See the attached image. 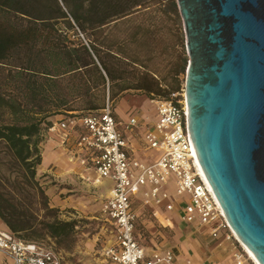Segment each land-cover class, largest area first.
Listing matches in <instances>:
<instances>
[{
    "label": "trees",
    "instance_id": "16d2710c",
    "mask_svg": "<svg viewBox=\"0 0 264 264\" xmlns=\"http://www.w3.org/2000/svg\"><path fill=\"white\" fill-rule=\"evenodd\" d=\"M187 61L176 0H0V220L9 232L61 245L77 226L57 219L36 180L52 117L78 118L130 91L168 99ZM35 200L51 220H39Z\"/></svg>",
    "mask_w": 264,
    "mask_h": 264
},
{
    "label": "built area",
    "instance_id": "2783aa9c",
    "mask_svg": "<svg viewBox=\"0 0 264 264\" xmlns=\"http://www.w3.org/2000/svg\"><path fill=\"white\" fill-rule=\"evenodd\" d=\"M154 121L130 114L125 122L114 117L107 99L101 110L69 118L50 126L44 137L68 153L74 164L92 172L94 182L108 183L109 195L100 209L110 226L112 240L103 255L110 264H173L166 249L147 255L136 236L137 207L165 222L177 213L180 222L203 228L211 242H227L233 264H254L232 231L191 144L184 90L168 99L153 98ZM144 129L139 145L137 131ZM133 145V146H132ZM143 159L135 155L137 147ZM154 152L155 156L150 153ZM0 254L12 264H61L51 246L25 242L9 230L0 231Z\"/></svg>",
    "mask_w": 264,
    "mask_h": 264
},
{
    "label": "water",
    "instance_id": "95a60500",
    "mask_svg": "<svg viewBox=\"0 0 264 264\" xmlns=\"http://www.w3.org/2000/svg\"><path fill=\"white\" fill-rule=\"evenodd\" d=\"M193 151L235 236L264 264V0H176Z\"/></svg>",
    "mask_w": 264,
    "mask_h": 264
},
{
    "label": "rangeland",
    "instance_id": "374dc122",
    "mask_svg": "<svg viewBox=\"0 0 264 264\" xmlns=\"http://www.w3.org/2000/svg\"><path fill=\"white\" fill-rule=\"evenodd\" d=\"M153 98L140 92L130 91L114 103V114L122 122L127 121L130 114H143L147 122H151L153 119L148 114L152 112L153 115L155 112ZM61 118L63 117H52L51 121ZM143 131L144 129L137 131L134 140L141 142L142 135L139 133ZM55 145L57 143L48 137H44L40 143L42 162L36 169V180L44 191L48 208L57 210L55 215L57 219L64 222L76 221L77 226L72 237L61 241V245L53 239L45 245L51 246L60 253L61 264H110L103 253L104 248L112 240V232L100 212L102 202L107 196L106 187L101 182L95 184V176L92 172L84 171L74 164L69 160V154L61 148H55ZM12 176L15 177L16 172ZM41 203L35 200L30 208L38 214L39 220H51ZM144 216L145 219H138L136 228L141 239L145 238L146 243L149 237L162 241L161 234L168 231V227L163 226L167 222L162 219L163 225L158 223L154 218L149 217L146 211ZM143 220H150L154 224V236H150L143 228ZM0 264L5 263L0 262Z\"/></svg>",
    "mask_w": 264,
    "mask_h": 264
},
{
    "label": "crops",
    "instance_id": "0c3cea01",
    "mask_svg": "<svg viewBox=\"0 0 264 264\" xmlns=\"http://www.w3.org/2000/svg\"><path fill=\"white\" fill-rule=\"evenodd\" d=\"M154 114L152 115V112L151 114H148V116L153 119L152 121H154ZM141 116L143 118L146 117L143 114H141ZM114 117L120 121L115 114ZM139 134L142 135V132ZM132 144L134 146L139 145V141L132 140ZM54 147L60 149V145H55ZM134 148H136L135 155L143 159V154L138 149V146ZM150 154L155 156L154 152H151ZM137 213L140 215L139 219L146 218V216H144V210L139 207H137ZM167 216L170 217L171 221L170 223L167 222L166 225H163L162 216H159V219H156L149 215V217L154 218L164 227H168V231L161 234L162 241H157L155 238L149 237L147 241L148 243H146L145 238L141 239V235L136 230V236L147 255L152 254L154 251L161 253L166 249H171L175 255L173 264H233L234 250L229 243L209 241L203 228L180 222L177 213L167 214ZM142 226L150 236L155 235L154 224L151 223L150 220H143ZM6 230H8L6 225L0 220V231ZM0 262L12 264L11 259L2 254H0Z\"/></svg>",
    "mask_w": 264,
    "mask_h": 264
},
{
    "label": "bare ground",
    "instance_id": "6f19581e",
    "mask_svg": "<svg viewBox=\"0 0 264 264\" xmlns=\"http://www.w3.org/2000/svg\"><path fill=\"white\" fill-rule=\"evenodd\" d=\"M203 173V172H202ZM204 175V174H203ZM205 176V175H204ZM206 179V177H205ZM207 180V179H206ZM96 184V182H94ZM103 186L106 187L107 190H105V194L108 196L109 195V188H108V183H105ZM106 196V197H107ZM237 238V237H236ZM237 240L239 241L240 245L242 246V248L244 249V251L249 255L251 261L254 263V264H259L255 257L251 254V252L241 243V241L237 238Z\"/></svg>",
    "mask_w": 264,
    "mask_h": 264
}]
</instances>
